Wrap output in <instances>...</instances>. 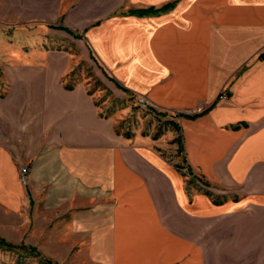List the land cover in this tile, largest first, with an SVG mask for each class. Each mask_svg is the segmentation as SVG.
<instances>
[{
	"label": "crops",
	"instance_id": "1",
	"mask_svg": "<svg viewBox=\"0 0 264 264\" xmlns=\"http://www.w3.org/2000/svg\"><path fill=\"white\" fill-rule=\"evenodd\" d=\"M90 55L181 163L65 87ZM0 212L57 264H264V0H0Z\"/></svg>",
	"mask_w": 264,
	"mask_h": 264
},
{
	"label": "rangeland",
	"instance_id": "2",
	"mask_svg": "<svg viewBox=\"0 0 264 264\" xmlns=\"http://www.w3.org/2000/svg\"><path fill=\"white\" fill-rule=\"evenodd\" d=\"M72 50L74 53L77 52L75 47ZM78 62L79 59L75 58L72 66H75ZM81 62L83 64L77 72V81L85 83L87 88L92 90V95L97 101L99 110L104 115L112 117L115 120V125L119 124L121 133L129 132L130 135H146L155 137L157 140L164 138L168 143H172L169 142L171 138L169 136L171 132L176 131L174 121L165 116H157L150 112L147 107L137 104L135 97L138 95H129L116 88L96 60ZM176 137L173 139V143L178 148L177 142H174ZM177 148L175 149L176 152L173 153L166 150L161 152L170 161L181 163V155L177 152ZM14 217H11L10 214L5 217L0 212V238L14 245L23 244L36 248L35 231L31 227L32 220ZM38 252L39 256L30 253L27 249H6L0 246V264H45L43 258H49L43 256L39 250ZM49 260L53 264H57L53 260Z\"/></svg>",
	"mask_w": 264,
	"mask_h": 264
},
{
	"label": "trees",
	"instance_id": "3",
	"mask_svg": "<svg viewBox=\"0 0 264 264\" xmlns=\"http://www.w3.org/2000/svg\"><path fill=\"white\" fill-rule=\"evenodd\" d=\"M168 7V6H166ZM166 7H163L161 9H164ZM158 9H149V10H140L138 11L139 13H144V12H149V11H154L156 12ZM52 27L54 28H58V29H62L68 33H70L71 35L75 36V37H79V35L75 32V31H72L70 30L69 28L63 26L62 24H58V25H52ZM90 58L91 60L95 61L94 57L92 55H90ZM81 64H83L82 62L78 63V65L73 69L71 70L70 72H68L65 76H63L62 78V82L64 83L65 87L67 89H72L74 87V85L76 84L77 82V78L76 75H77V72L79 71V68L81 66ZM119 89H121L122 91L124 92H127L123 87H121L117 82H115L111 77L109 78ZM87 92L89 94L92 93V90L88 88ZM154 106H150V107H147V109L154 113L155 115L157 116H160V117H164L165 116V113H161V112H158L156 111L154 108ZM100 116H107V115H104L102 112L99 113ZM174 129L179 132V126L177 125L176 122H174ZM115 131L118 133V134H121L120 132V126L119 124L115 125ZM123 136L125 137H129L130 136V133L129 132H125V133H122ZM174 142H177L178 144V148H177V152L178 153H181L182 151V144H181V135L178 134L176 139L174 140ZM178 167H181L180 165H177ZM0 246L6 248V249H16V248H23V249H27V251H29L30 253L34 254V255H37L39 256V252L36 248L32 247V246H26V245H23V244H20V245H14V244H11L10 242H7L6 240L0 238ZM44 260V263L45 264H53L49 259H46V258H43Z\"/></svg>",
	"mask_w": 264,
	"mask_h": 264
},
{
	"label": "built area",
	"instance_id": "4",
	"mask_svg": "<svg viewBox=\"0 0 264 264\" xmlns=\"http://www.w3.org/2000/svg\"><path fill=\"white\" fill-rule=\"evenodd\" d=\"M223 97H225V95H223ZM135 101L137 104L142 105L144 107L153 106L151 100L143 95L136 96ZM27 173H28V169L26 167H21L19 172V179L23 185L27 184L28 182Z\"/></svg>",
	"mask_w": 264,
	"mask_h": 264
}]
</instances>
